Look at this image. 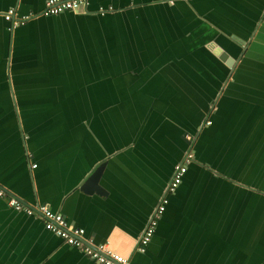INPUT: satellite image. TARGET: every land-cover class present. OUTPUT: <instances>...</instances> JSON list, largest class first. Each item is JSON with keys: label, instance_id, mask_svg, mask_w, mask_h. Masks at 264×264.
Wrapping results in <instances>:
<instances>
[{"label": "crops", "instance_id": "1", "mask_svg": "<svg viewBox=\"0 0 264 264\" xmlns=\"http://www.w3.org/2000/svg\"><path fill=\"white\" fill-rule=\"evenodd\" d=\"M45 1L0 0V186L129 264H264V0ZM101 164L104 196L82 191ZM0 264L100 263L0 197Z\"/></svg>", "mask_w": 264, "mask_h": 264}, {"label": "built area", "instance_id": "2", "mask_svg": "<svg viewBox=\"0 0 264 264\" xmlns=\"http://www.w3.org/2000/svg\"><path fill=\"white\" fill-rule=\"evenodd\" d=\"M171 2L173 0H170ZM88 0H46L42 13L45 15H56L67 10L79 11L86 6ZM104 13L105 9L100 8ZM16 16V10L11 8L5 13V18L11 20ZM30 15H23L14 20V24L22 23ZM207 124L210 121H206ZM194 159V152L192 147L186 151L184 157L179 161L175 167L171 179L167 183L162 196L160 197L156 207L150 214L148 222L138 237L136 249L138 251H145L147 245L152 239L156 227L158 225L160 216L168 202V194L174 192L181 184L184 175L188 169L189 164ZM35 166V164H34ZM0 197L7 200L10 206L16 210L24 211L28 215H39L43 221L46 229L55 233L62 240L69 245H73L82 250L86 255L94 259L100 264H129V259L121 253L115 252L109 248L105 243L93 244L85 239V229L76 226L67 221L61 212L52 210L46 204H36L33 206L25 205L19 198L7 192L6 189L0 186Z\"/></svg>", "mask_w": 264, "mask_h": 264}, {"label": "water", "instance_id": "3", "mask_svg": "<svg viewBox=\"0 0 264 264\" xmlns=\"http://www.w3.org/2000/svg\"><path fill=\"white\" fill-rule=\"evenodd\" d=\"M36 16H38L37 14H35V15H33V16H30V17H28L27 19H25L22 23H25L26 21H28L29 20V18L31 19V18H33V17H36ZM19 18V17H18ZM16 19V17H14L13 19H11V20H9V21H12L13 23H14V20ZM21 23V24H22ZM229 58V56H228V53H224V55L222 56V59H224V61L226 60H228L229 62H227L228 63V65H230V61L232 60V59H228ZM193 150V152H194V159H193V161H192V163L195 161V149H192ZM188 169H189V166H188ZM188 169H187V171H186V173H185V175H184V178H185V176H186V174H187V172H188ZM103 170H104V164H101V165H99L98 167H96V169H94L87 177H86V179H84V181L82 182V184H81V186H80V188H81V190L82 191H85V192H88V193H92V192H97L99 195H101V196H104V194H105V189L100 185V179H101V176H102V173H103ZM184 178H183V180H182V182H181V184L177 187V189L174 191V192H172V193H170V194H168V196H167V199H168V202L166 203V207H165V209H164V211L162 212V214H161V216H160V219L162 218V216L165 214V212H166V210H167V207H168V205H169V202H170V196L172 195V194H175L176 193V191L178 190V188L182 185V183H183V181H184ZM160 219H159V221H160ZM158 224H159V222H158ZM157 227H158V225H157ZM157 227H156V229H157ZM155 232H156V230H155ZM155 234V233H154ZM154 236V235H153ZM151 241V240H150ZM150 243V242H149ZM147 247H148V245H147ZM147 247H146V249H147ZM146 249H145V251H146ZM145 251H138V252H141V253H144Z\"/></svg>", "mask_w": 264, "mask_h": 264}, {"label": "rangeland", "instance_id": "4", "mask_svg": "<svg viewBox=\"0 0 264 264\" xmlns=\"http://www.w3.org/2000/svg\"><path fill=\"white\" fill-rule=\"evenodd\" d=\"M246 184V185H245ZM243 184V194H242V199L245 203V205L252 204L253 198L255 197V192H257L258 188H255V186L252 183H247ZM262 191H260L261 193Z\"/></svg>", "mask_w": 264, "mask_h": 264}, {"label": "flooded vegetation", "instance_id": "5", "mask_svg": "<svg viewBox=\"0 0 264 264\" xmlns=\"http://www.w3.org/2000/svg\"><path fill=\"white\" fill-rule=\"evenodd\" d=\"M168 1H170V0H168ZM190 141L192 142V139H190ZM169 182V181H168Z\"/></svg>", "mask_w": 264, "mask_h": 264}]
</instances>
